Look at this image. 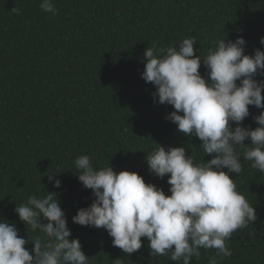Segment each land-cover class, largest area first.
<instances>
[{
  "label": "trees",
  "instance_id": "obj_1",
  "mask_svg": "<svg viewBox=\"0 0 264 264\" xmlns=\"http://www.w3.org/2000/svg\"><path fill=\"white\" fill-rule=\"evenodd\" d=\"M39 3L0 0V219L16 225L31 254L34 238L46 237L27 230L14 209L32 195L52 192L66 215L69 239H79L89 264H176L151 257L146 238L128 255L112 245L105 229L72 221L94 199L78 180L74 161L88 155L95 169L136 172L170 195L168 178L150 173L147 153L159 144L165 150L183 146L198 163L212 156L166 119L174 108L154 100V85L142 79L144 52L153 45L178 49L194 36L195 55L203 58L216 40L234 42L238 35L246 41L245 55L264 51V0H53L55 15ZM16 7L21 15L11 12ZM199 71L207 79L203 62ZM260 111L249 106L242 126L256 128L253 117ZM238 151L243 171L230 178L253 204L257 220L233 232L226 241L232 256L219 264H264V173ZM49 174L60 188L49 183ZM214 254L201 249L191 264H208Z\"/></svg>",
  "mask_w": 264,
  "mask_h": 264
},
{
  "label": "clouds",
  "instance_id": "obj_2",
  "mask_svg": "<svg viewBox=\"0 0 264 264\" xmlns=\"http://www.w3.org/2000/svg\"><path fill=\"white\" fill-rule=\"evenodd\" d=\"M39 7L56 14L53 0H40ZM11 12L21 15L22 9ZM196 41L194 36L184 38L178 49L148 47L141 76L154 85V100L174 108L166 119L178 132L198 138L199 149L211 155L210 160L198 163L183 146L165 150L157 144L147 153L146 164L156 177L168 178L170 195L136 172H116L109 165L95 169L88 155L74 161L78 180L92 190L94 199L79 208L72 221L105 229L112 245L128 255L142 247L143 237L151 257L191 264L201 249H215L208 264H219L232 256L226 241L233 232L257 220L253 204L237 191L230 174L243 171L241 148L243 159L264 173V79L255 78L264 77V51L257 48L254 55H245L246 41L238 35L234 42L216 40L201 58L195 55ZM260 44L264 46V37ZM201 62L207 79L199 71ZM249 106L262 109L253 117L258 125L254 129L242 126ZM48 181L61 187L56 175L49 174ZM48 193L32 195L14 209L27 230H39L46 237L34 238L31 254L25 248L29 240L19 236L16 225L0 219V264H89L79 239H69L71 230L57 195Z\"/></svg>",
  "mask_w": 264,
  "mask_h": 264
}]
</instances>
